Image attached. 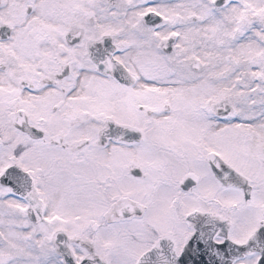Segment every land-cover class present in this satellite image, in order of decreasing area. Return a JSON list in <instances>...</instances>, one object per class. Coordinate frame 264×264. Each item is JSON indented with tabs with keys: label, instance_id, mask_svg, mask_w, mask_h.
Wrapping results in <instances>:
<instances>
[{
	"label": "snow or ice",
	"instance_id": "snow-or-ice-1",
	"mask_svg": "<svg viewBox=\"0 0 264 264\" xmlns=\"http://www.w3.org/2000/svg\"><path fill=\"white\" fill-rule=\"evenodd\" d=\"M0 264H264V0H0Z\"/></svg>",
	"mask_w": 264,
	"mask_h": 264
}]
</instances>
